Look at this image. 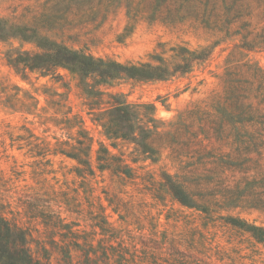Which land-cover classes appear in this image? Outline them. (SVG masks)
Segmentation results:
<instances>
[{"label":"rangeland","instance_id":"1","mask_svg":"<svg viewBox=\"0 0 264 264\" xmlns=\"http://www.w3.org/2000/svg\"><path fill=\"white\" fill-rule=\"evenodd\" d=\"M219 1L210 0L207 5L212 24L215 17H222ZM185 2L188 0H0L1 214L30 228L34 238L47 241L51 229L39 216L32 217L23 201L50 198L51 209L66 222L75 223L74 228L90 233L95 242L99 238L121 242L142 256L144 264H171V260L164 261L169 257L168 243L186 254V264H264V246L255 243L248 233L220 219L205 225L199 211L181 206L169 196L154 197L140 179L136 183L122 180L108 171H97L95 176L83 179L73 169L75 160L61 154L36 155L43 147L52 149L56 140H65L67 132L74 133L75 128H61L65 115L81 120L93 137L94 148L100 141L108 145L95 116L112 99L105 94L91 109L78 80L67 70L59 67L42 75L15 69L7 61L18 53L39 51L36 36L121 62L147 60L154 50H161V42L205 47L209 56L187 74L165 80L121 79L111 86H100L129 102L153 104L156 117L164 122L163 129L171 130L193 105L208 106L222 93L227 59L233 57L230 53L239 41L238 36L226 37L213 27H205ZM191 9L201 14L203 6ZM255 31L264 36V21L256 24ZM21 34L31 37L24 39ZM243 54L264 69V47L256 46ZM166 140L163 137L154 143L160 154L157 162L147 159L135 166L146 165L138 169L141 174L149 171L160 178L165 171L187 182L193 167L187 166L191 158L181 154L190 148L184 146L183 153L174 154ZM119 149L129 159L137 156L131 153L130 144H121ZM64 192L67 197L76 196L69 203L70 210L54 201L63 200ZM106 194L127 202V210L121 212L124 219L108 206ZM100 203L105 207L103 214L112 237L100 234L94 226L96 219L89 213H100ZM217 211L216 216L231 214L264 226V213L256 210L238 207ZM55 238L58 240L57 235ZM32 246L35 248L34 243Z\"/></svg>","mask_w":264,"mask_h":264},{"label":"trees","instance_id":"2","mask_svg":"<svg viewBox=\"0 0 264 264\" xmlns=\"http://www.w3.org/2000/svg\"><path fill=\"white\" fill-rule=\"evenodd\" d=\"M209 1L188 0L185 5L194 17L206 23L205 27H213L226 37L238 36L239 41L230 53L233 57L227 59L222 93L208 106L193 105L186 111V119L183 117L174 123L171 130L163 129L164 122L156 117L153 104L129 102L121 94L108 92L100 86H111L121 79L165 80L187 74L209 56L205 47L190 48L186 44L161 42L158 45L161 50H154L147 60L121 62L36 36L39 51L18 53L7 61L15 69L39 71L42 75L59 67L67 70L78 80L91 109L101 103L105 94L112 99L95 116L108 145L100 141L94 148L93 137L81 120L65 115L61 128H75L74 133L67 132L65 140H56L52 149L43 147L36 155L61 154L75 160L73 169L83 179L95 176L97 171H108L135 183L140 179L143 188L154 197L169 196L179 205L199 211L205 225L220 219L226 225L248 233L255 243L264 246L263 225L231 214L215 215L217 210L238 207L264 213V69L246 60V54H243L256 46L264 47V36L255 31L256 24L264 21V0H220L218 7L222 9V17H215L214 24L206 14ZM198 4L203 6L201 14L197 12L199 15L191 9ZM212 5L217 4L212 2ZM21 36L24 39L31 37ZM236 55L238 59H234ZM163 137L168 139L174 154L183 153L184 146L190 148L181 154L191 158L187 166L193 167L187 182L165 171L161 172L160 178L149 171L141 174L138 169H145L146 165L135 166L139 161L148 159L155 163L159 160V149L154 143ZM125 143L132 145L131 153L136 152L137 156L126 157L119 149ZM74 191L78 195L77 190ZM63 197V200L54 201L63 203L70 210L69 203L76 200V196L67 197L64 192ZM85 199L88 201V196ZM105 199L108 206L124 219L125 214L121 212L127 210V202L107 194ZM50 200L23 201L27 212L32 217L39 216L43 225L51 229L47 241L34 238L30 228L0 213V264H144L142 256L121 242L114 244L104 238L95 242L90 233L74 228L75 223L66 222L51 209ZM99 209L101 212L97 214L89 211L91 218L96 219L94 226L100 229V234L109 233L112 237L113 233L106 226L102 203ZM166 252L169 257L164 259L165 262L186 264L187 256L178 247L168 243Z\"/></svg>","mask_w":264,"mask_h":264}]
</instances>
